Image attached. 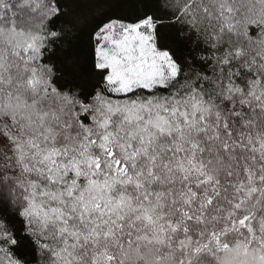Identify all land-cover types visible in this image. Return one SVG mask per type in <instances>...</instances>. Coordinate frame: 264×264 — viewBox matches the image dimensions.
<instances>
[{
    "label": "snow or ice",
    "instance_id": "obj_1",
    "mask_svg": "<svg viewBox=\"0 0 264 264\" xmlns=\"http://www.w3.org/2000/svg\"><path fill=\"white\" fill-rule=\"evenodd\" d=\"M67 14L0 0V264H264V0L107 17L90 86Z\"/></svg>",
    "mask_w": 264,
    "mask_h": 264
},
{
    "label": "trees",
    "instance_id": "obj_2",
    "mask_svg": "<svg viewBox=\"0 0 264 264\" xmlns=\"http://www.w3.org/2000/svg\"><path fill=\"white\" fill-rule=\"evenodd\" d=\"M63 5L67 6V16L61 17L55 27L59 30L65 21L79 23L73 32L66 34L61 42L53 46V52L59 53L61 48L69 46L82 57V68L80 77L85 84L95 83L92 76L90 63L89 32L98 22L107 17L120 18L125 22H133L137 17L142 16L145 11L151 12L155 0H60ZM164 15V10L160 12ZM180 25L174 24L169 26L167 22L162 26L165 36L172 42L173 50L178 59L191 62L197 53L191 44L183 40L178 35ZM55 59V57H54ZM197 63H199L197 61ZM24 258L32 259V254H27ZM35 264H40L39 253L35 254Z\"/></svg>",
    "mask_w": 264,
    "mask_h": 264
}]
</instances>
